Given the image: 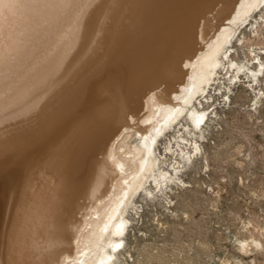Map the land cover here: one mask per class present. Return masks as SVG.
I'll list each match as a JSON object with an SVG mask.
<instances>
[{
    "label": "rangeland",
    "instance_id": "obj_1",
    "mask_svg": "<svg viewBox=\"0 0 264 264\" xmlns=\"http://www.w3.org/2000/svg\"><path fill=\"white\" fill-rule=\"evenodd\" d=\"M261 6L238 25L218 75L195 99L194 108L204 109L207 119L197 128L185 112L155 140L156 170L172 173V180L160 187L149 178L147 189L153 194L140 190L133 196L115 264H264V3ZM121 11L115 14L118 20ZM96 14L91 11L89 20L84 19L80 35L58 53L62 55L44 79L31 85L12 81L4 91L19 102L5 118L0 115L3 264H10V243L17 242L22 230L42 226L47 231L58 208L85 191L72 180L78 179L74 176L81 173L82 156L100 124L81 108L86 100L63 94L61 81L74 68L84 78L78 80L83 82L79 92L112 89L110 49L117 34L111 35L108 22L92 32ZM64 53L75 60L65 65ZM108 97L105 94L101 105H109ZM52 132L57 140L41 151L37 143ZM139 142L134 135L130 145ZM19 206L25 210L17 218ZM63 217L59 224L68 228L73 220L70 214ZM25 260L16 257L15 264Z\"/></svg>",
    "mask_w": 264,
    "mask_h": 264
},
{
    "label": "bare ground",
    "instance_id": "obj_2",
    "mask_svg": "<svg viewBox=\"0 0 264 264\" xmlns=\"http://www.w3.org/2000/svg\"><path fill=\"white\" fill-rule=\"evenodd\" d=\"M127 1L0 0V115L4 118L19 102L5 94L7 85L17 80L31 85L44 79L57 63L58 55H62L58 53L80 35L91 11L97 13L92 32L101 31L108 22L113 29L111 35L117 34L110 49V69L114 74L111 90L79 92L83 82L78 80L84 78L74 68L61 81L63 94L69 98L75 95L81 102L86 100L81 108L100 124L94 125L98 135L82 156L81 173L74 176L78 179L72 180L85 191L72 203L58 208L47 231L42 226L22 230L17 242L10 243V264H15L16 257L20 262H30L25 260L23 264H115L128 224L126 208L133 196L140 190L153 194L147 189L149 178L160 187L162 182L172 180V173L156 170L159 157L153 148L155 140L185 112L194 126L202 125L207 114L204 109L194 108L195 99L203 96L221 68L227 53L224 50L238 25L264 3ZM120 10L118 20L119 13L115 14ZM64 55L66 59L63 56L61 62L65 65L75 60L69 53ZM256 71H252L254 75ZM121 84L125 85L123 89ZM105 94L112 98L109 105H101L106 101ZM192 104L194 109L190 108ZM134 135L140 142L132 146ZM56 140L57 133L52 132L37 144L41 151L49 150ZM30 201L24 202L25 209ZM23 206L16 209L17 218L24 212ZM69 214L73 221L66 228L59 221ZM5 230L6 226L0 224V264L4 261ZM24 239L28 245L21 244ZM21 246L25 250H19Z\"/></svg>",
    "mask_w": 264,
    "mask_h": 264
}]
</instances>
